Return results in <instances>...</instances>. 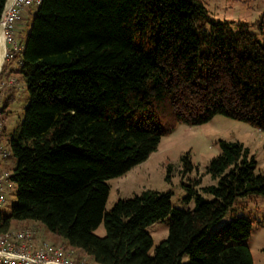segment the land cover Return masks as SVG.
I'll return each mask as SVG.
<instances>
[{"label":"trees","instance_id":"obj_1","mask_svg":"<svg viewBox=\"0 0 264 264\" xmlns=\"http://www.w3.org/2000/svg\"><path fill=\"white\" fill-rule=\"evenodd\" d=\"M255 24L264 34V14ZM250 28L211 18L201 0H42L11 71L24 76L29 101L9 141L17 201L0 233L38 222L95 264H184L186 255L187 264H254L251 220L208 238L239 198L264 196L257 161L238 142L221 141L207 169L220 178L203 188L213 200L194 191L195 207L179 209L172 193L146 190L106 211L107 181L147 161L173 130L164 111L173 123L223 115L264 132V44ZM168 217L151 256L148 227Z\"/></svg>","mask_w":264,"mask_h":264},{"label":"rangeland","instance_id":"obj_2","mask_svg":"<svg viewBox=\"0 0 264 264\" xmlns=\"http://www.w3.org/2000/svg\"><path fill=\"white\" fill-rule=\"evenodd\" d=\"M210 11L211 18L218 21L245 22L251 25L250 31L257 35L258 40L264 44V34L256 24L264 14V0H201ZM38 6L29 8L26 19H23L22 28H18V40L24 46L31 32L34 16ZM25 20V21H24ZM17 31V30H16ZM20 58L8 63L18 67ZM7 66L5 80L15 76L19 80L15 89H7L2 94V106L11 98L3 113L4 124L0 139L3 146H8V139L19 131L24 118L25 108L29 101L28 87L22 74H11ZM15 69H18V68ZM11 96V97H10ZM166 121L174 124L173 130L166 134L147 161L134 167L125 176L107 181L110 194L106 203V211H111L120 199H130L143 191L152 190L161 193H172L171 202L179 209H193L195 207L194 191L203 195L207 200L214 196L207 194L203 188L218 185L220 178H214L208 173L211 161L221 154V141L240 143L248 149L249 156L257 161L256 173L264 176V132L242 121L217 115L209 122L200 126H188L183 123H173L174 114L164 111ZM8 144V145H7ZM17 166V159L12 155L7 161L0 160V171L8 172L12 176ZM6 203L0 208V215L8 217L13 205L17 201V186L10 179L5 183ZM247 218L253 222V230L247 244L251 250L254 264H264V196L250 195L239 198L228 214L216 224L209 232L208 238L216 230L225 226L236 218ZM12 224L13 229L36 227L39 237L43 240L65 244L64 241L54 242L55 235L43 224L22 225ZM171 217L158 221L148 227L153 237L154 245L150 255L154 256L156 248L169 234ZM95 234L99 237L106 235V228L102 223ZM77 256V252L75 251ZM88 258V257H87ZM189 262V256H184L183 263Z\"/></svg>","mask_w":264,"mask_h":264},{"label":"built area","instance_id":"obj_3","mask_svg":"<svg viewBox=\"0 0 264 264\" xmlns=\"http://www.w3.org/2000/svg\"><path fill=\"white\" fill-rule=\"evenodd\" d=\"M42 0H7L0 18V133L2 122V94L17 84L10 77L5 80L8 63L18 59L24 47L16 36V30L24 13ZM13 155L11 147L3 146L0 139V160L7 161ZM8 172L0 171V208L6 203L5 183ZM0 264H89L75 256V250L65 244H56L39 237L34 226L9 229L0 233Z\"/></svg>","mask_w":264,"mask_h":264},{"label":"crops","instance_id":"obj_4","mask_svg":"<svg viewBox=\"0 0 264 264\" xmlns=\"http://www.w3.org/2000/svg\"><path fill=\"white\" fill-rule=\"evenodd\" d=\"M27 12H29V9L24 13V15H23V18H22V20H21V22H20V24L18 25V27H17V31H16V36H17V38H18V28H22V25H23V23H22V21H23V19H26V13ZM25 21V20H24ZM21 43V42H20ZM24 46V45H23ZM8 66V65H7ZM17 67V66H16ZM15 67V68H16ZM14 67H12V64H9V66H8V69H9V71H10V73L12 74L13 72H11V71H15L16 69H15ZM7 70V69H6ZM13 75H15V74H13ZM12 77V76H11ZM13 78H15V76H13ZM19 82V81H18ZM15 89V88H14ZM11 90H13V89H11ZM11 97V96H10ZM12 98V97H11ZM12 137V136H11ZM11 139V138H10ZM10 139H8V141L7 142H9L10 141ZM8 145V144H7ZM4 172H6V170L4 171ZM8 179H10V177L8 178ZM37 225V226H39L40 225V223H38V222H24L22 225ZM55 237V241L54 242H57V241H63V240H61V239H59L58 237H56V235L54 236ZM77 252V258H79V259H85V260H87L88 262H89V264H95V263H93V262H91L88 258H87V256L85 255V253H83L82 251H80V250H77L76 251Z\"/></svg>","mask_w":264,"mask_h":264}]
</instances>
